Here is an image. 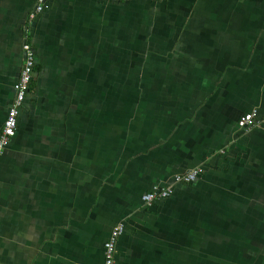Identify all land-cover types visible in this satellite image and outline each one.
<instances>
[{
	"label": "crops",
	"instance_id": "crops-1",
	"mask_svg": "<svg viewBox=\"0 0 264 264\" xmlns=\"http://www.w3.org/2000/svg\"><path fill=\"white\" fill-rule=\"evenodd\" d=\"M36 2L0 0V133L36 54L0 264H104L119 223L116 264H264V124L238 123L264 118V0H49L27 32Z\"/></svg>",
	"mask_w": 264,
	"mask_h": 264
},
{
	"label": "built area",
	"instance_id": "built-area-1",
	"mask_svg": "<svg viewBox=\"0 0 264 264\" xmlns=\"http://www.w3.org/2000/svg\"><path fill=\"white\" fill-rule=\"evenodd\" d=\"M49 0H37L33 10L29 13L28 16V25L26 31L29 32L32 22L36 17L49 8ZM27 37V36H26ZM24 50V63L22 71L15 85V100L11 107L6 113L7 117L3 125V129L0 133V156L3 153L4 149L10 144V141L17 133L18 128V113L23 103L31 93V82L34 78V69L36 65V54L33 48V45L30 41L26 40L23 44ZM264 124V118L260 119L258 116V110L253 109L252 111L246 112L241 115L239 119V126L245 130H251L255 128L259 123ZM204 172L202 166H197L192 170L177 174L174 178V184L178 182L191 183L197 180ZM174 191L173 185L166 186H155L151 191L143 195V200L147 205H152L156 200H162L168 198ZM124 224L119 223L114 226L112 230L111 237L104 244V255L105 262L104 264H116V244L119 236L123 233Z\"/></svg>",
	"mask_w": 264,
	"mask_h": 264
},
{
	"label": "trees",
	"instance_id": "trees-1",
	"mask_svg": "<svg viewBox=\"0 0 264 264\" xmlns=\"http://www.w3.org/2000/svg\"><path fill=\"white\" fill-rule=\"evenodd\" d=\"M35 58H36V57H35ZM32 82H33V80H32ZM32 82H31V86H32ZM31 86H30V87H31Z\"/></svg>",
	"mask_w": 264,
	"mask_h": 264
}]
</instances>
